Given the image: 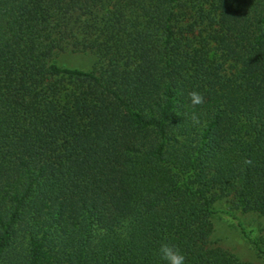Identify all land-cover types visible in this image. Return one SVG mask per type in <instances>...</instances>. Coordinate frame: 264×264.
Returning a JSON list of instances; mask_svg holds the SVG:
<instances>
[{
	"label": "trees",
	"instance_id": "trees-1",
	"mask_svg": "<svg viewBox=\"0 0 264 264\" xmlns=\"http://www.w3.org/2000/svg\"><path fill=\"white\" fill-rule=\"evenodd\" d=\"M225 199L264 217V0H0V264H253Z\"/></svg>",
	"mask_w": 264,
	"mask_h": 264
},
{
	"label": "rangeland",
	"instance_id": "rangeland-1",
	"mask_svg": "<svg viewBox=\"0 0 264 264\" xmlns=\"http://www.w3.org/2000/svg\"><path fill=\"white\" fill-rule=\"evenodd\" d=\"M58 61L63 65L83 70H91L97 64V58L92 53L64 52L60 54ZM216 210L212 236L214 245L228 250L243 261L264 264V255L256 250L241 228L242 225L251 238L264 248V217L256 213L237 211L227 199L218 202Z\"/></svg>",
	"mask_w": 264,
	"mask_h": 264
},
{
	"label": "clouds",
	"instance_id": "clouds-1",
	"mask_svg": "<svg viewBox=\"0 0 264 264\" xmlns=\"http://www.w3.org/2000/svg\"><path fill=\"white\" fill-rule=\"evenodd\" d=\"M190 103L193 106L201 105L204 103V96L199 91H191L189 93ZM193 123L199 124L200 120L195 113L192 115ZM244 163L246 165H250L252 163L251 160L245 159ZM158 254L162 261H165L166 264H186V257L179 249V247L163 242L160 244Z\"/></svg>",
	"mask_w": 264,
	"mask_h": 264
}]
</instances>
